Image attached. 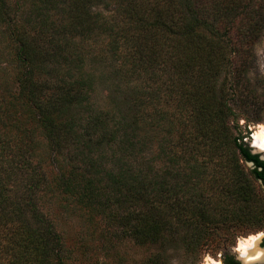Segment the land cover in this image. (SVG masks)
Returning a JSON list of instances; mask_svg holds the SVG:
<instances>
[{"label":"trees","instance_id":"obj_1","mask_svg":"<svg viewBox=\"0 0 264 264\" xmlns=\"http://www.w3.org/2000/svg\"><path fill=\"white\" fill-rule=\"evenodd\" d=\"M111 1L112 12L103 15L91 0H36L34 32L11 35L18 43L14 99L19 108L11 103L4 111L11 124L0 153L5 174L9 181L19 178L22 192L21 202L7 213L31 214L37 228L24 231L37 238H29L36 264H46L50 240L45 244L43 238L59 236L36 199L47 176L45 161L60 174L55 190L77 200L90 218L99 217L113 229L110 234L157 249L144 264H164L161 251L171 243L181 245L196 264V250L220 246L219 238L207 244L201 228L194 233V210L203 206H194L190 175L207 173L201 159L218 157L213 172L242 177L236 189L228 188V224L241 225L233 218L240 219L244 209L247 225L256 228L250 218L254 183L260 184L264 211V161L229 124L240 115L250 119L243 78L252 47L264 33V0ZM51 11L67 17L55 25ZM108 36L109 44L95 46L94 62L113 65L118 86H125L117 92L131 96L127 116L83 109L95 76L84 71L85 54L82 48L71 50V43L80 37L90 47L94 38ZM224 74L230 87L220 84ZM20 109L24 117L17 118ZM36 132L40 137L34 141ZM237 198L243 206L233 203ZM225 264L236 261L226 256Z\"/></svg>","mask_w":264,"mask_h":264},{"label":"rangeland","instance_id":"obj_2","mask_svg":"<svg viewBox=\"0 0 264 264\" xmlns=\"http://www.w3.org/2000/svg\"><path fill=\"white\" fill-rule=\"evenodd\" d=\"M60 1L64 2L65 0ZM109 2L112 1L91 0L90 3L94 11L108 15L114 8L113 5H108ZM35 3L36 0H0V140L5 136L6 133L4 132L8 130L6 126L11 124L4 121V111L7 105L12 103L16 109L19 108L18 102L14 99L17 93L16 48L18 43L15 41L16 38L12 36L20 32H34L39 21L35 11L36 7H34ZM48 15L50 21L55 25L61 24L63 19L67 17V14L60 11H51ZM86 40L76 37L75 42L71 43V50L75 49V52L82 48V52L86 57V64H84L85 68L83 69L84 71L92 70V74L95 76L92 81L89 99L84 102L83 109L86 111L101 109L106 112H113V114L121 111L123 115H129L131 96L128 93L117 92L118 90L124 91L125 86L120 84L118 86L113 65L109 61L94 62L96 58L93 55L96 51L95 46H98V48L105 47L109 44V36L102 39L99 37L94 38L90 47H88L90 42ZM73 68L75 70L76 66L73 65ZM225 76V74L220 76V84L225 85V88L230 87L229 80L224 78ZM243 80L248 98L246 103L250 108L249 121L264 120V33L261 39L252 47L250 60L245 66ZM144 96H147V94L144 93ZM161 98L163 99V97ZM164 109L172 112L170 115L177 116L171 107L164 106ZM84 110H80V114H84ZM20 111L21 109L16 114L17 118L24 117V113L20 115L22 112ZM231 126L236 136H242V130L238 125ZM166 128L171 129V127ZM39 133L37 135L36 132L33 135L34 141L35 137L39 140ZM11 142H15V140ZM36 145L37 143L33 147ZM245 145L248 147L247 144ZM2 155L3 153H0V264H36L34 258L36 253L32 252V246L29 244V240L32 239V237H29L31 234L25 232L24 229L29 226L37 228V222L33 220L28 211L20 215L8 216V207L13 208L15 204L21 202L22 191L19 189V178L17 181L14 178L9 181L8 174H5V164L1 159ZM148 156L150 157V155ZM219 159L218 157L209 160L201 159V161L207 163V173L201 177L197 174L190 175L192 184L189 189L194 187V193L189 190L188 192L194 195L195 207H197V204L203 206L201 212H198L197 209L194 210V233H198V229L201 228L202 232L205 233L204 235L209 236L207 244L212 243L214 239L216 241L220 239V246L204 245L202 249L196 251H199L201 256L205 250L212 251L213 255L216 251L223 250L225 258L226 256L232 257L229 246L235 243L234 238L236 235L247 234L248 231L262 228L261 222L264 216L262 209L263 193L260 184L254 183L255 195L252 200L250 195V204L253 206L250 210V218L251 221L257 222L256 228L247 225L248 222L245 221L243 214L244 209L242 214L239 215L240 219L238 217L233 218L236 222L240 220L241 225L228 224L230 218H228L229 208H226V204L231 201L232 193L228 188L232 189L233 185L236 189V181L240 182L242 177L240 174H223V171L213 172V168L220 163ZM107 160L110 161L109 158ZM64 163L66 162L64 161ZM246 166L249 167L248 164ZM41 167L47 173V176L41 187L43 189L36 197L37 203L43 210L46 224H52L59 236V239L54 240L49 239L48 236L43 238L45 244L50 240V253L46 258V264H144L146 258L157 252L155 247H140L127 238H118L110 234L113 229L107 227L104 221L97 216L90 218L88 211L79 206L77 200L70 199L68 201L67 196L55 190L56 176L60 174H53L55 172L52 165L44 161L41 163ZM192 177L194 178V185ZM181 183H184V181H181ZM184 185L187 186V184ZM233 203L236 206H243L244 204L238 198ZM203 238L200 241H206ZM35 239L37 238L32 240ZM224 239H229V241L225 243ZM25 244L28 247L26 252L21 247ZM161 254L164 264H171L173 260L177 261V264H190L189 255L181 245L171 243L162 249Z\"/></svg>","mask_w":264,"mask_h":264},{"label":"clouds","instance_id":"obj_3","mask_svg":"<svg viewBox=\"0 0 264 264\" xmlns=\"http://www.w3.org/2000/svg\"><path fill=\"white\" fill-rule=\"evenodd\" d=\"M229 124L241 128L242 142L248 145L252 155L264 160V120L249 121L240 115L238 119L230 118ZM248 166L255 167L252 162H248ZM234 239L229 251L236 264H264V228L236 235ZM171 264H177V261L173 260ZM196 264H225L224 251H216L213 255L212 251L205 250Z\"/></svg>","mask_w":264,"mask_h":264},{"label":"water","instance_id":"obj_4","mask_svg":"<svg viewBox=\"0 0 264 264\" xmlns=\"http://www.w3.org/2000/svg\"><path fill=\"white\" fill-rule=\"evenodd\" d=\"M261 160V159H260ZM262 161H264V160H262Z\"/></svg>","mask_w":264,"mask_h":264}]
</instances>
